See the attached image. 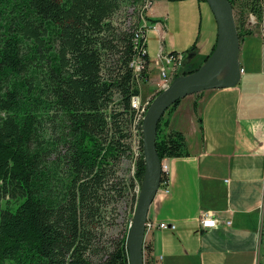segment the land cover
<instances>
[{
	"label": "trees",
	"instance_id": "1",
	"mask_svg": "<svg viewBox=\"0 0 264 264\" xmlns=\"http://www.w3.org/2000/svg\"><path fill=\"white\" fill-rule=\"evenodd\" d=\"M145 1L0 0V264H128L144 166L142 139L132 159L131 126H141L130 100L147 80L148 58L140 18L129 30L111 19ZM228 1L240 40L264 0ZM135 57L145 60L137 76ZM179 101L156 126L160 159L188 154L184 134L170 127ZM124 160L135 163L134 175H117ZM128 194L129 222L109 236L108 207ZM143 250V263L154 264Z\"/></svg>",
	"mask_w": 264,
	"mask_h": 264
},
{
	"label": "crops",
	"instance_id": "2",
	"mask_svg": "<svg viewBox=\"0 0 264 264\" xmlns=\"http://www.w3.org/2000/svg\"><path fill=\"white\" fill-rule=\"evenodd\" d=\"M158 2L163 11L148 18L151 7L140 20L146 24L148 58L147 80L138 81L142 101L152 97L161 82L160 52L180 54L176 70H168V77L175 78L200 68L217 38L201 0ZM250 14L244 26L249 33L239 40L238 83L185 96L170 117V127L185 136L188 154L167 157L168 192L159 186L148 209L147 221L154 225L146 230L144 244L150 247L154 264H259L264 212V3L260 18L249 19ZM201 211L213 212L219 225L202 229ZM161 222L174 228L155 226Z\"/></svg>",
	"mask_w": 264,
	"mask_h": 264
},
{
	"label": "water",
	"instance_id": "3",
	"mask_svg": "<svg viewBox=\"0 0 264 264\" xmlns=\"http://www.w3.org/2000/svg\"><path fill=\"white\" fill-rule=\"evenodd\" d=\"M217 26L216 45L204 64L187 75L173 78L150 101L141 122L143 175L129 222L125 248L128 264L143 263V246L149 206L159 188L160 158L155 148L156 126L164 111L185 96L207 89L235 86L241 77L240 42L233 8L228 0H205Z\"/></svg>",
	"mask_w": 264,
	"mask_h": 264
},
{
	"label": "rangeland",
	"instance_id": "4",
	"mask_svg": "<svg viewBox=\"0 0 264 264\" xmlns=\"http://www.w3.org/2000/svg\"><path fill=\"white\" fill-rule=\"evenodd\" d=\"M155 2L151 4V6L148 8V10L152 7L151 11L149 10V12L147 13V17L149 18L150 14L152 15V17H154L155 13L157 11H163V10H158L159 6H160V2H158L159 0H154ZM201 4L204 8V10H206L207 12V17L210 18V24H211V27H212V32H214L216 34L217 32V26H216V22H215V18L213 16V13L209 7V5L207 4L206 1H201ZM142 9V5L140 6H137V5H123L120 10L112 17L111 21L112 23L117 27V28H120L122 30H129L131 29L134 24L137 22V20L139 18H146L145 16V13L146 12H141L142 15H140V10ZM146 10V11H148ZM152 12V13H151ZM203 17L206 18V14L205 12L203 11ZM250 19V18H249ZM147 69H148V66H147ZM133 72V71H132ZM159 72V71H158ZM173 78L170 77V80H172ZM140 81V80H138ZM161 84V83H160ZM170 84V82H169ZM146 84H142V88L145 89ZM162 87L160 86L159 88L156 89L155 93L157 91H161L163 89H161ZM160 89V90H159ZM143 91V90H142ZM139 96V95H138ZM155 96V94L153 95ZM153 96L148 98L147 100H144L142 101L141 99V102H149L153 99ZM140 98V97H139ZM148 107V106H147ZM146 107V108H147ZM139 120H137V118H135V122H134V125L137 123V122H140V126H141V122H142V119L141 118H138ZM137 120V121H136ZM133 127H136L137 129V125L135 126H131L132 130H131V133H132V138H131V144H132V150H133V144L135 143H138L139 145V139L142 138V133H141V130L139 131V129L134 132L133 131ZM135 140V142H134ZM135 157L134 155V151H133V154H132V159ZM160 163H161V159H160ZM134 172H135V163L130 162L129 160H124L120 163V166H119V171L117 172V175L118 176H122V175H134ZM139 188L140 186L138 187V185H135V188H134V192L136 194H138V191H139ZM0 205H4V202H1ZM112 210V213H113V224L111 226H109L108 228H106V233L107 235L109 236H118L120 237L125 226L128 224L129 222V219H130V215L132 213V201H131V194H128L127 197L123 198V199H120V200H117L113 203H111L108 207V210ZM263 218H264V212H263ZM263 225V221H262V224L261 226ZM262 248H263V245H262ZM259 264H264V256H263V252H261L260 254V257H259Z\"/></svg>",
	"mask_w": 264,
	"mask_h": 264
},
{
	"label": "built area",
	"instance_id": "5",
	"mask_svg": "<svg viewBox=\"0 0 264 264\" xmlns=\"http://www.w3.org/2000/svg\"><path fill=\"white\" fill-rule=\"evenodd\" d=\"M152 3H153V0H146L144 4L142 5V9L140 10V13L142 11L146 12V10H148V8L151 6ZM140 15H142V13ZM143 18H140V20H143ZM249 18H254L253 14H250ZM140 25L143 28L142 33L145 36L146 24H140ZM145 52L147 53L146 48L143 50V53ZM179 63H180V54H177V53L166 54L163 52L159 53L157 65H158L159 75L161 77V82H160L161 84L160 83L158 84V88L161 86L162 87L161 89H165L169 85V82H171V80L168 77V70L175 71ZM144 64H145V60L141 57H135L132 60V62L130 63V66L132 67V71L135 76H137L141 72V70L144 67ZM241 73H242V68H241ZM130 105H131V108H133L136 111L137 120H139L138 118L142 119L143 118L142 113L145 111L148 105V102L147 101L141 102L139 96H133L130 100ZM133 128H134L133 131L136 132L137 129L135 127ZM139 143H140V139H139ZM133 145H134L133 151H134V155L136 158L140 153V149H139L138 143L136 144L134 143ZM166 159L167 157L161 159V163H160V169H161L160 183H161V186H163L162 189H163V192L165 193L168 192V174H169V167L166 162ZM161 179H162V182H161ZM198 221L202 229H211L219 225V220L217 219L215 214L211 211H201L198 215ZM225 223L229 224L230 222L226 221ZM153 225L154 224L146 221V230L150 229ZM155 226L158 228H162V229L174 228L173 224L164 223V222L158 223ZM260 235L262 238L263 256H264V218H263V225L261 226Z\"/></svg>",
	"mask_w": 264,
	"mask_h": 264
},
{
	"label": "bare ground",
	"instance_id": "6",
	"mask_svg": "<svg viewBox=\"0 0 264 264\" xmlns=\"http://www.w3.org/2000/svg\"><path fill=\"white\" fill-rule=\"evenodd\" d=\"M154 1V0H153ZM148 106V105H147ZM147 109V108H146ZM146 109L145 111L142 113V115H144V113L146 112ZM144 117V116H143ZM144 253V252H143ZM143 261H144V254H143Z\"/></svg>",
	"mask_w": 264,
	"mask_h": 264
}]
</instances>
